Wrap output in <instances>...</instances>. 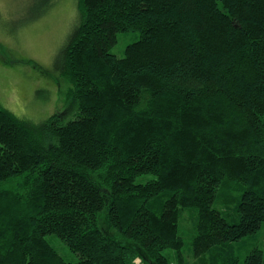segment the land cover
I'll list each match as a JSON object with an SVG mask.
<instances>
[{
    "label": "trees",
    "instance_id": "16d2710c",
    "mask_svg": "<svg viewBox=\"0 0 264 264\" xmlns=\"http://www.w3.org/2000/svg\"><path fill=\"white\" fill-rule=\"evenodd\" d=\"M77 9L58 66L72 117L33 123L0 107V264H171L165 249L180 262L185 209L196 257L256 235L264 0H77ZM129 31L138 37L124 55L111 53ZM243 264H264L262 248Z\"/></svg>",
    "mask_w": 264,
    "mask_h": 264
},
{
    "label": "rangeland",
    "instance_id": "374dc122",
    "mask_svg": "<svg viewBox=\"0 0 264 264\" xmlns=\"http://www.w3.org/2000/svg\"><path fill=\"white\" fill-rule=\"evenodd\" d=\"M79 21L77 0H0V107L33 123L53 113L65 119L72 117L76 107L68 95L70 82L58 66L61 51ZM137 37V31L121 32L109 51L123 56L126 45ZM229 205L233 210L235 204ZM193 218L192 210H183L179 223V233L184 238L181 261L170 249L164 250L171 264H230L233 257L236 264H243L255 245L262 248L264 263V225L254 236L214 247L208 254L196 257L190 246ZM100 222L106 233L116 236L104 216ZM47 239L64 260H77L58 237L48 235ZM132 264L146 263L138 256Z\"/></svg>",
    "mask_w": 264,
    "mask_h": 264
}]
</instances>
